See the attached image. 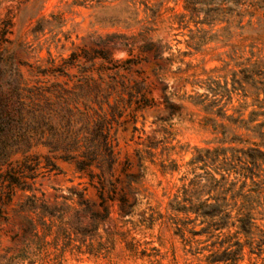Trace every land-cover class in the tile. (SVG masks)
<instances>
[{
	"label": "rangeland",
	"instance_id": "1",
	"mask_svg": "<svg viewBox=\"0 0 264 264\" xmlns=\"http://www.w3.org/2000/svg\"><path fill=\"white\" fill-rule=\"evenodd\" d=\"M183 4L184 0H0V24L9 21L10 33L7 36L13 41L14 54L19 60L47 67L49 57L58 63L61 57H66L72 50L100 47H104L117 60L145 57L138 67L141 76L146 78L155 105L136 113V131H132L131 123L114 126L117 128L118 151V164L114 173L119 178V188L126 191V177L120 172L124 161L130 163L126 173L139 174L136 151L140 150L145 155L144 150L149 142L157 143L154 158L157 161L162 146L168 145L164 141H170L169 145H175V150L170 152L169 157L178 165V170L162 175L158 167L145 158L138 185L140 202L134 213L121 216L118 202L106 201L109 215L101 218L98 216L102 214L95 189L88 185L86 178L74 172L70 163L56 161L57 171L37 169L34 172L36 176L27 180L31 184V191L15 187L11 200L3 205L0 212V264L198 262L188 252L186 243L173 234L172 228L160 225L158 220L150 225L148 213L144 214L145 220L141 221V214L148 205L160 213L166 212L167 202L175 190L174 185L179 183V177L192 175L184 162L192 156L194 147L252 146L250 143L221 142L220 128L213 129V125L224 124L243 138L252 137L250 132L243 128L237 129L216 113L221 105H225L223 109H226V114L233 116L238 114L234 111L236 109H241L244 118L252 110L261 113L256 116L254 123L264 122V37H260L264 29V17L258 24L253 18L252 26L246 25L248 17H244L242 29L231 27L232 37L217 30L224 23L217 24L214 27L217 39L196 49L190 44L191 32L178 21L179 15L185 13ZM143 27L148 29L143 31ZM198 27L208 28L207 25ZM189 28L195 32L193 23L189 24ZM116 34L136 38L131 45L124 47L113 42ZM107 37L112 41L103 46L99 41ZM146 41L154 42L158 54H161L160 45L171 47L172 55L164 50L159 57L153 58L152 53L140 50V45ZM238 44L244 46L233 49V45ZM249 44L253 45L255 54L245 64L244 59L251 56ZM179 52H185L186 55H179ZM168 55L173 61H166ZM180 59L189 62V66ZM245 66L256 74L246 77L241 71ZM157 67L161 68V79L154 73ZM27 68L22 67L24 73ZM233 76L239 83H234L236 90L231 101L227 102V96L220 94L225 85L231 88ZM185 77H188V81L199 80V85L185 83ZM206 85L219 91V94L212 96ZM162 87H166L167 98L171 103L182 105L180 112L171 114L165 109ZM200 93H206L210 100H220L218 106L204 110L201 105L192 103L190 97ZM250 141L260 143L253 137ZM259 147L264 151V144ZM35 150L40 154L45 152L42 147ZM259 162L258 176L253 177L255 184L250 178L244 179L236 173H231L229 179L236 181L235 190L244 180V191L257 189L262 202L258 206L260 210L264 209V156ZM32 193L38 198L36 204L26 198ZM259 223L264 230V219ZM188 227L199 228L198 225L192 227V224ZM126 229H130V236L134 239L147 242L139 249L150 254V247L154 246L159 249L160 255L148 256L139 250L136 253L129 251L117 235L118 231ZM187 236L190 233L186 232ZM194 238L200 241L205 239L204 236ZM261 247L259 255V249L256 250L257 254H248L246 248L240 264H264V244Z\"/></svg>",
	"mask_w": 264,
	"mask_h": 264
},
{
	"label": "trees",
	"instance_id": "2",
	"mask_svg": "<svg viewBox=\"0 0 264 264\" xmlns=\"http://www.w3.org/2000/svg\"><path fill=\"white\" fill-rule=\"evenodd\" d=\"M263 8L264 0H184L185 13L179 15L178 21L189 29L192 41L190 44L197 49L217 39L218 34L214 29L217 24L224 23L217 30L232 37L234 34L231 33V27L242 29L244 17H248L246 25H254L253 18H256L255 23H260L261 17H264ZM190 23L195 26V32L189 28ZM199 25H207L208 28L198 27ZM147 29L143 27V31ZM261 32L260 37H264V29ZM9 33V21H2L0 212L3 205L11 200L15 187L31 191V184L27 180L36 176L34 172L37 169L57 171L56 161H63L70 163L74 172L86 178L88 185L95 189L102 214L98 215L99 218L109 215L106 201L114 200L118 202L121 216L132 215L140 202L138 185L145 158L156 165L162 175L178 170L176 162L169 157L170 152L175 150V145H169L170 141L165 140L168 145L162 146L160 157L155 161L157 143L149 142L144 150L145 155L140 150L136 151L140 173H126L130 163L125 160L120 172L126 177V191L118 187L119 178L114 173L118 164L117 128L114 126L131 123L132 131H136V113L155 105L146 85V78L141 76V69L138 67L145 57L117 60L104 47L80 48L61 57L58 63L49 57L47 67L35 66L16 58L15 45L7 36ZM135 38L116 34L112 40L127 47ZM112 40L107 37L99 42L104 46ZM154 46L153 41H146L140 45V50L152 53L153 58L159 57L164 50L172 55L171 47L160 45L161 54H158ZM241 46L244 45H233V49ZM248 46L251 56L244 59L245 64L255 54L253 45ZM169 55L165 57L167 62L173 61ZM179 55L185 56L186 53L179 52ZM185 63L189 66V62ZM25 66L28 67L26 73L22 70ZM160 69L157 67L154 70L159 79L162 78ZM241 71L246 77L249 75V78L256 74L247 66ZM183 80L185 83L199 85V80L188 81V77ZM232 81L231 88L225 85L220 94L227 96V102L231 101L236 90L234 83L238 82L235 76ZM206 88L212 96L219 94V91L209 85ZM162 93L165 109L171 114L180 112L182 105L177 106L169 101L166 87H162ZM190 98L192 103L201 105L204 110H211L220 101L208 99L206 93L195 94ZM224 106H218L216 113L237 129L243 128L250 132L260 143L250 141L251 136L243 138L224 124L213 125V129L220 128L221 142L250 143L252 146L194 147L192 156L184 162L192 175L179 177V183L174 185L175 190L167 202L166 212L160 213L148 205L141 214V221L145 220L144 214L148 213L150 225L158 220L160 225L172 228L173 234L186 243L188 252L198 260L196 264H240L246 248L248 254H257L256 250L259 249V255L264 244V230L259 223L264 219V209H258L262 204L259 191H244L245 180L235 190L236 181L229 179L231 173H236L244 179L250 178L255 184L253 177L258 176L259 160L264 156V151L259 147L264 144V122L254 123L256 116L261 113L252 110L244 118L241 109H236L234 111L238 114L233 116L226 114ZM37 147L44 148L45 152H36ZM196 169L200 171L196 172ZM26 198L32 204L38 203L34 193ZM189 224L192 227L198 225L199 228L190 229ZM186 232L190 236L186 237ZM117 235L133 253L139 250L143 255H160L159 249L154 246L150 247V254L139 249L147 242L142 243L130 236V229L118 231ZM195 236H204L205 239L200 241ZM203 242L207 243L201 245ZM204 251L207 253L204 254Z\"/></svg>",
	"mask_w": 264,
	"mask_h": 264
}]
</instances>
